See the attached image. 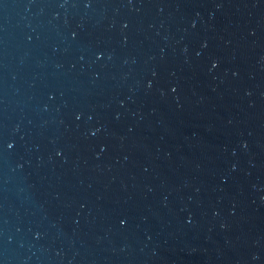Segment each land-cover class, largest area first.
Wrapping results in <instances>:
<instances>
[{"label": "water", "instance_id": "obj_1", "mask_svg": "<svg viewBox=\"0 0 264 264\" xmlns=\"http://www.w3.org/2000/svg\"><path fill=\"white\" fill-rule=\"evenodd\" d=\"M0 264H264V0H0Z\"/></svg>", "mask_w": 264, "mask_h": 264}]
</instances>
